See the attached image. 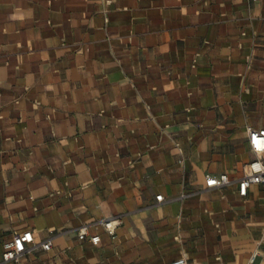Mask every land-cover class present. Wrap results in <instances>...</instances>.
<instances>
[{"label": "crops", "instance_id": "crops-1", "mask_svg": "<svg viewBox=\"0 0 264 264\" xmlns=\"http://www.w3.org/2000/svg\"><path fill=\"white\" fill-rule=\"evenodd\" d=\"M248 128L264 0H0V256L29 231L20 264H264Z\"/></svg>", "mask_w": 264, "mask_h": 264}, {"label": "built area", "instance_id": "built-area-1", "mask_svg": "<svg viewBox=\"0 0 264 264\" xmlns=\"http://www.w3.org/2000/svg\"><path fill=\"white\" fill-rule=\"evenodd\" d=\"M258 1V0H253ZM247 142L250 151L254 154V159L247 165L244 176L236 181L238 194L245 196L247 190L252 185H264V129H247ZM232 181L226 174L215 176H207L205 185L207 188L224 187L231 184ZM120 219L117 217L105 219L99 224L104 228L106 233L111 237H115L116 228L120 225ZM79 240L88 239L93 245H97L99 237L97 235L90 236L88 226L82 225L77 231ZM51 242L36 244L32 233L29 231L15 234L11 240L3 245V252L0 256V264H20L22 256L34 249L41 248L49 250ZM171 264H187L184 257H180L171 262Z\"/></svg>", "mask_w": 264, "mask_h": 264}]
</instances>
